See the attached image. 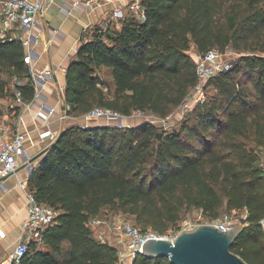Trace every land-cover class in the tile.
I'll use <instances>...</instances> for the list:
<instances>
[{
  "label": "trees",
  "instance_id": "obj_1",
  "mask_svg": "<svg viewBox=\"0 0 264 264\" xmlns=\"http://www.w3.org/2000/svg\"><path fill=\"white\" fill-rule=\"evenodd\" d=\"M141 4L143 19L128 12L119 28L96 26L89 38L82 35L66 68L69 115L105 106L165 119L197 84V54L231 47L240 55L207 81L205 100L179 130L151 121L63 128L28 178L37 200L58 215L43 233L44 245L31 243L22 264H120L118 248L89 225L105 208L133 216L143 232L160 233L189 209L212 219L222 209L244 210L231 250L249 264H264V0ZM0 73L16 79L24 103L34 99L20 40L0 38ZM7 96L16 95L0 75V100ZM132 264L173 263L138 254Z\"/></svg>",
  "mask_w": 264,
  "mask_h": 264
},
{
  "label": "built area",
  "instance_id": "obj_2",
  "mask_svg": "<svg viewBox=\"0 0 264 264\" xmlns=\"http://www.w3.org/2000/svg\"><path fill=\"white\" fill-rule=\"evenodd\" d=\"M106 0H65L63 8L67 13L76 10H92L104 4ZM110 1V0H107ZM49 0H0V38L2 40H20L26 49V61L30 66L31 81L34 84L35 96L33 100H38V115L49 120L55 113V107L47 106L42 102L43 90L51 84L56 83V71L53 67L38 68L34 65L33 46L38 43L40 32H36V28L41 25V19L45 9L49 6ZM134 13L138 18L143 19L144 9L141 0H131L127 11L123 8L115 9L111 15L107 16L100 27L106 29L111 24L112 19L122 20L128 13ZM42 26V25H41ZM229 51V52H228ZM233 53L228 47L224 51L220 48H212L204 54L196 55V70L198 81L191 90L183 105L188 107L187 101L194 104L203 102L206 98V83L214 75L228 71L233 65L232 60H227L224 54ZM14 101L17 104L28 105L22 101L21 96L14 90ZM21 111V110H20ZM11 113L0 112V177L10 176L16 172L20 165L19 158L24 155L26 148V139L30 136L29 131L22 128L20 123H24L23 114L17 113V124L12 125L10 122ZM84 119H101L105 118L110 123L124 125V115L119 111L105 106H95L84 116ZM72 118L63 109L59 115V120L68 121ZM165 120V119H163ZM41 139L48 138L54 141L57 133L48 129L40 133ZM263 166L264 162L262 161ZM31 174V172H30ZM30 176V175H29ZM29 178V177H28ZM20 188L26 193L27 197V216L22 224L20 239L14 250L0 260V264H22V259L27 254L31 243H35L38 247L44 245L43 233L51 225L54 224L58 215L55 207L48 203L37 200L36 195L30 190L27 180L18 181ZM246 214V213H245ZM99 216L93 217L89 221L91 228H98L101 223ZM245 218V217H244ZM107 227L99 229L97 238L103 242L114 244L118 248L120 264L133 260L143 251L144 242L151 237L168 238L164 233L149 229L143 232L139 227L125 219L124 216L118 215L108 221H105ZM217 225L221 230H229L238 225L233 214L227 213L223 218L211 222ZM264 225V220H263ZM185 228H193V225ZM6 232L0 227V237H5ZM176 236V235H175ZM174 236V237H175ZM169 238V239H173Z\"/></svg>",
  "mask_w": 264,
  "mask_h": 264
},
{
  "label": "crops",
  "instance_id": "obj_3",
  "mask_svg": "<svg viewBox=\"0 0 264 264\" xmlns=\"http://www.w3.org/2000/svg\"><path fill=\"white\" fill-rule=\"evenodd\" d=\"M50 4L45 9L41 19V25L36 28L40 32L38 43L33 46V63L38 68L53 67L56 71V83L49 85L43 90L42 102L47 106L55 107V113L49 120H44L38 115V100H32L28 105L21 106L24 123H20L22 128L29 131L30 136L26 139L24 155L19 158V169L8 176L0 183V227L6 232L5 237H0V260L8 255L19 242L22 224L27 216L26 193L20 188L18 181L27 180L31 169L36 167L42 158L44 150L54 141L41 139L40 133L45 130H52L58 134L71 123H81L87 125H115L105 119L104 123L87 122L83 117H74L69 124L68 121L59 120L62 106L64 105V91L66 84V68L71 59L76 56L82 35L87 39L90 37L96 26H100L102 21L115 9L123 8L124 12L131 0H110L90 11L76 10L67 13L65 0H49ZM72 2V0H68ZM112 27L119 28L121 19H112ZM101 74L109 75L106 67L101 68ZM14 100V98H13ZM14 107V108H15ZM14 114L10 117L12 125L17 124V117ZM12 116V115H11ZM127 118V116H125ZM126 125V123H124ZM57 138V137H56ZM40 155L33 162L31 158Z\"/></svg>",
  "mask_w": 264,
  "mask_h": 264
},
{
  "label": "water",
  "instance_id": "obj_4",
  "mask_svg": "<svg viewBox=\"0 0 264 264\" xmlns=\"http://www.w3.org/2000/svg\"><path fill=\"white\" fill-rule=\"evenodd\" d=\"M65 108L63 105L62 109ZM161 134L158 133V137ZM40 155L33 156L31 162ZM33 169L34 167L30 172ZM8 176L0 177V183ZM241 230L239 225L229 230H221L213 223H200L193 228L182 229L173 239L148 238L141 254L149 258L166 257L173 264H249L231 250Z\"/></svg>",
  "mask_w": 264,
  "mask_h": 264
},
{
  "label": "rangeland",
  "instance_id": "obj_5",
  "mask_svg": "<svg viewBox=\"0 0 264 264\" xmlns=\"http://www.w3.org/2000/svg\"><path fill=\"white\" fill-rule=\"evenodd\" d=\"M230 49L233 51V53H229V54H224L225 59L227 60H232L235 61L238 57H239V53L236 52L233 48L230 47ZM229 52V51H228ZM1 77L4 78L7 82H8V86L11 89V91L15 90V82L16 79L9 77L7 74L5 73H0ZM106 77H109L108 75H106ZM212 91V88L208 89V92ZM188 107L184 106L183 104L177 108L169 117L165 118V120H163V118H160L154 114H152L151 112H141V111H134L132 113L131 116H127V118L124 116L123 122L126 123V126H130V125H137V124H141L143 122L146 121H151L157 125L162 126L164 129L173 131V130H179V128L181 127V125L184 122H188L191 119V112L192 109L194 107V103L192 101H187ZM15 102L13 100V98L11 96H7L3 99L0 100V112H7V113H11L12 116H10L11 118H13L14 114H15ZM85 121V123L87 122H101L104 123L106 121L105 118H101V119H83ZM73 120H70L67 122V124H69L70 122H72ZM118 125V124H115ZM262 153V161L264 162V151L261 152ZM228 212L223 210L221 211L220 216L217 219H221L224 217L225 214H227ZM231 214H233V217L235 218V220L238 221V225L239 226H243V219L245 217V211L241 210V211H232L229 212ZM124 216L126 220L132 222L134 225H136L137 227H139L141 229V227L139 225L136 224L135 222V218L133 216H130L128 214H124L121 212H113L110 211L108 208H105L102 210V213L99 215V219L101 220L100 225L98 226V228H93V232L96 235V237L98 236V231L99 229H105L107 227L105 221H108L116 216ZM217 219H212L209 218L208 216H205L202 212V210L200 209H189L183 212L182 217L180 219V221L177 223L176 227H170L167 231L164 232V236L168 237V238H172L175 235L178 234L179 231H181L182 229H184L187 226L193 225V227L196 224H200V223H211L213 221H216ZM122 264H130V261H126L125 263Z\"/></svg>",
  "mask_w": 264,
  "mask_h": 264
}]
</instances>
